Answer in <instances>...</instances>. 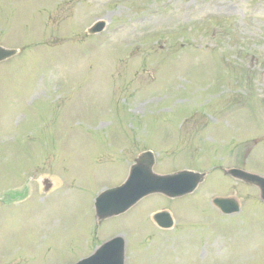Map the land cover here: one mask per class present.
Masks as SVG:
<instances>
[{
  "label": "rangeland",
  "instance_id": "rangeland-1",
  "mask_svg": "<svg viewBox=\"0 0 264 264\" xmlns=\"http://www.w3.org/2000/svg\"><path fill=\"white\" fill-rule=\"evenodd\" d=\"M0 44L20 49L0 63V264L75 263L115 235L126 264H264L260 189L225 172L264 176V0H0ZM146 149L158 173L208 175L97 226Z\"/></svg>",
  "mask_w": 264,
  "mask_h": 264
},
{
  "label": "water",
  "instance_id": "water-1",
  "mask_svg": "<svg viewBox=\"0 0 264 264\" xmlns=\"http://www.w3.org/2000/svg\"><path fill=\"white\" fill-rule=\"evenodd\" d=\"M105 26L104 21H99L90 29V32H100ZM17 52V49H7L0 46V61L15 55ZM154 164L155 157L151 151L140 154L136 163L132 165L127 181L123 185L108 189L99 195L96 208L101 220L125 212L141 198L153 192H163L171 197L190 193L205 178L204 173L191 170L159 175L153 171ZM228 173L258 185L264 199V177L237 168L230 169ZM214 203L225 213H234L240 210V204L234 198L218 197L214 199ZM155 219L164 227L173 225L172 217L167 212L156 214ZM76 264H125L124 238L116 237L104 243L94 255Z\"/></svg>",
  "mask_w": 264,
  "mask_h": 264
}]
</instances>
